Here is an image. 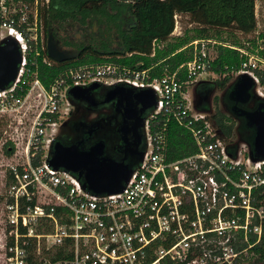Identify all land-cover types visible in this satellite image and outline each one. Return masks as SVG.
I'll use <instances>...</instances> for the list:
<instances>
[{"label":"built area","instance_id":"obj_1","mask_svg":"<svg viewBox=\"0 0 264 264\" xmlns=\"http://www.w3.org/2000/svg\"><path fill=\"white\" fill-rule=\"evenodd\" d=\"M49 3L0 0V43L12 36L22 54L16 79L0 90V131L14 143L0 215L3 263L255 264L264 247V158L253 159L246 141H227L213 109L190 97L216 57L212 39L192 40L193 58L173 72L108 61L67 68L47 86L39 63L54 60L42 14ZM263 33L243 45L218 40L240 53L233 79L250 74L262 99ZM95 81L106 89L152 87L158 100L147 111L144 158L116 193L93 192L77 173L49 162L70 116L69 89ZM172 121L192 132L195 152L170 157Z\"/></svg>","mask_w":264,"mask_h":264},{"label":"trees","instance_id":"obj_2","mask_svg":"<svg viewBox=\"0 0 264 264\" xmlns=\"http://www.w3.org/2000/svg\"><path fill=\"white\" fill-rule=\"evenodd\" d=\"M255 7L256 0H50L42 11L46 39L52 34L61 48L76 49L80 54L63 61L53 60L50 64L40 61L39 75L49 86L67 68L108 61L150 68L152 75H161L166 70L173 72L193 58L194 47L189 45L192 40L198 37L225 39L222 31L226 28L232 30L229 39L237 43V34L232 28L246 33L254 30L257 26ZM177 12L188 13L197 23L193 28L195 33L190 34L191 30L187 29L176 40L157 46L152 54L153 41H167L174 30ZM74 24L75 28L86 30L88 41L79 38L78 32H70ZM240 64L241 56L236 48L219 44L216 57L209 64L210 70L220 74L213 82L225 86L232 80V69ZM180 70L178 74L185 78L186 71ZM213 109L211 115L223 136L237 145L240 134L234 118L218 104ZM168 135L171 158L197 150L192 132L185 126L172 121ZM242 137L250 143L253 140V137ZM4 149L8 155L12 154V140L5 142ZM7 177H11L9 171ZM257 260H264V247Z\"/></svg>","mask_w":264,"mask_h":264},{"label":"water","instance_id":"obj_3","mask_svg":"<svg viewBox=\"0 0 264 264\" xmlns=\"http://www.w3.org/2000/svg\"><path fill=\"white\" fill-rule=\"evenodd\" d=\"M47 47L48 54L56 61L75 58L80 54V51L76 49L61 48L52 34L48 36ZM21 59L22 54L18 42L14 37L8 36L0 43V90L16 79ZM99 85L100 83L95 81L87 86H72L69 89L72 104L78 100L94 103L93 90ZM230 86V96L235 102L232 112L237 118L244 117L247 124L254 128L253 140L251 143L248 142L250 154L255 160L263 159L264 99L256 94L255 81L248 73L236 76ZM254 96L260 100L257 106L245 108L239 105V103L248 102ZM105 99L115 100L117 106L122 105L125 120H134L135 126H145L148 109L156 107L158 103L157 95L152 87L135 91L133 88L118 85L114 88H107ZM239 141H245L241 135ZM144 153L145 148L138 152L135 162L125 159L118 160L104 154L103 141H98L84 149L79 142H65L61 136H58L51 146L49 162L55 168L63 167L77 173L83 179L84 187L93 192L116 193L125 188L135 166L144 158Z\"/></svg>","mask_w":264,"mask_h":264},{"label":"flooded vegetation","instance_id":"obj_4","mask_svg":"<svg viewBox=\"0 0 264 264\" xmlns=\"http://www.w3.org/2000/svg\"><path fill=\"white\" fill-rule=\"evenodd\" d=\"M231 81L225 86L198 82L193 90L196 102L204 108H213V94L218 88V105L237 123V131L240 135L252 138L254 128L247 124L244 117L237 118L233 107L235 102L230 96ZM107 89L99 85L93 90L95 102L78 100L72 105L70 116L60 127L59 136L65 142H79L84 149L89 148L98 141L104 142V154L115 159H125L135 162L138 152L146 145L144 138L145 126H135L134 120H125L123 106H117L115 100L107 101ZM257 97H252L246 103H239L241 107L253 108L259 103Z\"/></svg>","mask_w":264,"mask_h":264},{"label":"rangeland","instance_id":"obj_5","mask_svg":"<svg viewBox=\"0 0 264 264\" xmlns=\"http://www.w3.org/2000/svg\"><path fill=\"white\" fill-rule=\"evenodd\" d=\"M255 14H256V19L258 20V23L260 22V24H258L254 30H252L251 32H242L241 30L232 28L235 33L237 34V39L238 42L237 44H244V41L246 40H257L259 38V32L263 29L264 27V0H256V7H255ZM197 23H195L194 21L191 20V17L188 13L185 12H177L175 15V27L174 30L172 31V33L170 34L169 38L167 41L165 42H159L158 46L162 47L164 46L168 41H174L177 39L178 36H182L185 34L187 29H190V34H194V26H196ZM76 25H72L70 27V32L74 33V32H78V37L81 38L82 40H89L86 36V30L84 29H80V28H75ZM231 29H223V38L225 39H219V37H198V38H211L212 41L210 43V50L212 52V55L215 56L217 54V49H218V40H225L227 42L233 43L234 41H232L231 38ZM228 38V39H227ZM214 41H216L217 43H214ZM115 45V44H114ZM188 45V44H187ZM185 45V46H187ZM220 77V74L210 70L209 68L202 73L200 80H198V82H200L201 80L203 82H208L210 84H215L213 82V80H216L217 78ZM233 80V77H232ZM196 84L191 85L189 88L190 91V97L194 98L193 96V90L195 89ZM218 96V88H216V90L214 91L213 94V99H214V105L213 108H215V105L217 106L218 101L216 100ZM212 108V109H213ZM214 110V109H213ZM235 120V119H234ZM237 121L235 120V125L237 126ZM8 133H4V131H0V215L2 214V208H3V200H4V193L7 187V171H6V162L13 156L12 155H8L5 152L4 149V145L5 142L7 140V135ZM9 137V136H8ZM2 224L1 223V219H0V232H1V228H2ZM0 264H4L3 263V259L1 256V250H0ZM255 264H264V260H257L255 262Z\"/></svg>","mask_w":264,"mask_h":264}]
</instances>
